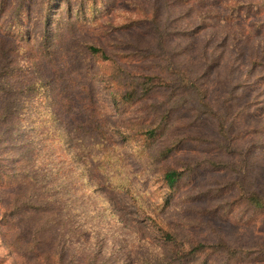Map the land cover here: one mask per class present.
Wrapping results in <instances>:
<instances>
[{"label":"trees","instance_id":"1","mask_svg":"<svg viewBox=\"0 0 264 264\" xmlns=\"http://www.w3.org/2000/svg\"><path fill=\"white\" fill-rule=\"evenodd\" d=\"M26 1L0 0V144L9 143L16 152V156L6 158L0 148V188L7 191L6 203H0V239L16 260H26L20 264H64L59 245L45 249L49 239L57 235L70 242L77 241L82 232L92 227L74 226L75 213H82L78 211L85 210L84 206L70 212L66 208V198L82 202L72 196L77 188L88 199L105 190L107 194L123 193L140 205L146 201L140 184L158 174L171 190L172 195L165 199L168 205L183 181L184 172L204 163L214 171L235 168L215 158H206L203 163L182 170L164 162L189 142L211 145L218 153L227 155L235 152L232 134L235 123L230 106L236 89L264 84V51L259 54L254 47L247 54L250 71L238 80L230 76L228 80L234 84L225 87L226 97L218 102L209 98L203 81L210 65L203 70L200 61L187 54L195 46L197 36L207 28L206 23L212 20L210 17L220 18L219 13L226 14L227 21L260 17L256 27L263 29L264 0H223L219 3L220 12L206 10L197 13L190 22L175 8L179 1L166 0L162 10L154 9L152 16L145 18L148 21L145 26L154 31L155 38L154 45L144 48L142 56H109L103 48L81 42L76 45L70 66L54 75L47 72L49 66H56L50 53L54 39L66 27L73 33L78 25L95 23L100 18L97 2L32 0L27 6ZM90 6L95 9L93 17L88 15ZM175 25L178 31L172 28ZM7 36L11 41L3 39ZM222 40L221 45L226 43ZM206 41L202 54L212 44L211 34L206 35ZM34 48L38 49V55L32 54ZM218 49L212 46V58H216ZM237 49L235 46L234 50ZM176 51L181 60L174 56ZM25 53L31 54L29 65L17 67L15 58L24 57ZM218 54L224 56L221 51ZM242 55L234 54L228 61L231 69L236 57ZM98 69L105 73V78L98 81L111 95L118 122L108 119L90 94H84L79 101L69 85L67 75H77L86 85L97 81ZM138 107L143 115L133 117L130 112ZM246 110L244 107L243 111ZM27 119L29 123L23 124ZM204 126H210L208 132L212 136L202 132L193 136V133L178 134L180 129L196 127L199 131ZM242 151L244 159H250L251 146ZM246 178L243 174L237 179L239 205L264 215V190L253 188ZM98 195L101 200H108ZM99 206L98 212L106 215L107 207L102 210V205ZM236 206V201L231 203L232 209ZM86 207L90 208L91 203ZM97 219L94 216L91 221L95 224ZM150 223L161 243L151 252L134 253L135 259L129 264H234L238 259L245 260L244 264H264L263 230L253 243L236 246L221 237L211 241L185 237L176 242L177 236L165 219L153 218Z\"/></svg>","mask_w":264,"mask_h":264},{"label":"rangeland","instance_id":"2","mask_svg":"<svg viewBox=\"0 0 264 264\" xmlns=\"http://www.w3.org/2000/svg\"><path fill=\"white\" fill-rule=\"evenodd\" d=\"M176 1L180 3L175 8L184 13L190 22L197 13L206 10L219 11V3L223 0ZM26 2L29 6L32 0ZM96 2L100 18L95 23L78 25L73 33L69 31L70 27H66L54 39L50 53L52 60L56 61V66L47 68L49 74L54 75L59 70L69 67L70 60L75 56L76 45L81 42L101 47L109 56L115 54L142 56L144 48L154 45L152 41L155 33L145 26L148 22L145 18H150L154 9L162 10L163 2L166 0H96ZM94 12V7L90 6L88 15L93 17ZM219 14L220 18L210 17L212 20L206 23L207 28L201 31L195 40L196 47L193 46L187 54L199 60L203 70L205 66L210 65L206 70L209 72L204 75L203 81H205L209 98L213 102L222 101L226 97L225 87H231L234 84L233 80L229 82L230 76L231 79L238 80L250 71L247 54L254 47L259 54L264 51V28L256 27L260 17L253 16L247 21L244 19L248 17L238 21H227L224 19L226 14ZM172 28L178 31L177 25ZM208 33L212 35V44L209 43L205 54H202V45ZM9 38L7 36L3 39L9 42L11 41ZM222 39L226 41L223 45H221ZM212 46L220 48L217 54L215 53L216 58H212L210 51ZM235 46L238 48L237 51L234 50ZM219 51L223 52L224 56L218 54ZM240 52L243 55L239 59L236 57L235 67L231 69L228 61L234 54L237 55ZM38 53V49L34 48L32 54L38 55ZM176 53L174 56L181 60L182 58L178 56L179 52L176 51ZM30 56L31 54L26 55V53L24 57L17 56L16 66L24 68L29 65ZM204 58L205 62L202 61ZM209 62L213 63L209 64ZM97 72L100 78L96 77L97 81L89 82L88 85L77 75H67L69 85L79 101L84 94H90L98 103L102 113L111 121L118 122L111 95L104 84L98 81L105 78V73L102 69H98ZM244 107H247L246 111H243ZM230 108L235 123L232 134L234 144L237 146L232 155L218 153L211 145L201 146L195 142H189L180 147L164 163L182 170L191 164L203 163L206 158H215L233 165L234 169L214 171L210 165L204 163L197 169L195 167L193 171L184 172L183 181L168 205L165 204V199L172 195L171 190L164 186L158 174L152 179L142 178L144 183L140 186L146 194V201L140 205H135L132 198L123 193L119 196L115 193L107 194L105 190L92 194L93 196L88 199L83 190L77 188L72 196L82 202L66 198L68 203L66 208L70 212L73 208L84 206L85 210L78 211L82 213H75L74 226L86 229L85 226L90 224L92 227L82 232L81 239L73 242L54 235L46 243L45 249L53 244L59 245L58 252L60 253L62 248L61 259L64 264H86L90 261L93 264H129L135 259L134 253L151 252L161 243L156 229L150 223L153 218L165 219V224L177 236L176 242H182L185 237L196 241H211L221 237L236 246L253 243L257 233L264 231V215L248 211L243 204L239 205V190L236 184L237 179L246 174V180L252 183L253 188L264 190V84L241 86L236 89L233 105ZM130 113L137 118L143 115L141 107L131 110ZM29 121L30 119H27L23 124L27 125ZM209 128L210 126H204L199 131L196 127L180 129L178 134L193 133V136L197 132H202L205 136H212L213 133L208 132ZM248 146H251L253 153L250 159H244L242 150ZM0 148L6 158L16 156V152L9 143L0 144ZM125 157L128 160L129 153ZM129 162L131 163L132 159ZM6 193V190L0 188V203H6L4 201ZM98 194L108 200H101ZM234 201L237 202V206L232 209L231 203ZM89 203H91L90 208L86 207ZM99 205H102V210L107 207L106 215L98 212ZM94 216L99 218L95 224L91 221ZM21 260H16L13 254L11 255L9 250L3 247L0 239V264H20ZM243 262L245 260L238 259L234 264H244Z\"/></svg>","mask_w":264,"mask_h":264}]
</instances>
